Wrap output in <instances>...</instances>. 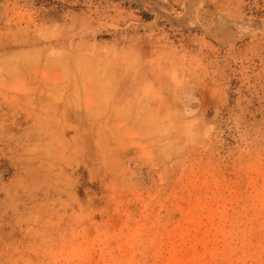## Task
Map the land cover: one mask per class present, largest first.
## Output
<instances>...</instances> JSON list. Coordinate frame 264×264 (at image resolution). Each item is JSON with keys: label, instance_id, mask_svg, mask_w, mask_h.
<instances>
[{"label": "rangeland", "instance_id": "obj_1", "mask_svg": "<svg viewBox=\"0 0 264 264\" xmlns=\"http://www.w3.org/2000/svg\"><path fill=\"white\" fill-rule=\"evenodd\" d=\"M0 264H264V0H0Z\"/></svg>", "mask_w": 264, "mask_h": 264}]
</instances>
